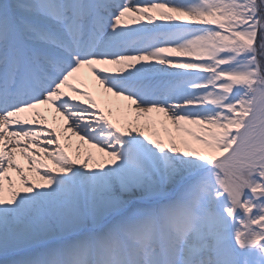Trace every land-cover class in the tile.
I'll use <instances>...</instances> for the list:
<instances>
[{
  "label": "snow or ice",
  "instance_id": "6c2138e0",
  "mask_svg": "<svg viewBox=\"0 0 264 264\" xmlns=\"http://www.w3.org/2000/svg\"><path fill=\"white\" fill-rule=\"evenodd\" d=\"M0 264H264V0H0Z\"/></svg>",
  "mask_w": 264,
  "mask_h": 264
},
{
  "label": "bare ground",
  "instance_id": "6f19581e",
  "mask_svg": "<svg viewBox=\"0 0 264 264\" xmlns=\"http://www.w3.org/2000/svg\"><path fill=\"white\" fill-rule=\"evenodd\" d=\"M163 132V131H162ZM160 135H164V133H162V134H160ZM63 142V141H62ZM70 143H72L73 144V146H75V138H72V140L70 141Z\"/></svg>",
  "mask_w": 264,
  "mask_h": 264
},
{
  "label": "rangeland",
  "instance_id": "374dc122",
  "mask_svg": "<svg viewBox=\"0 0 264 264\" xmlns=\"http://www.w3.org/2000/svg\"><path fill=\"white\" fill-rule=\"evenodd\" d=\"M163 132L162 131H160V134H162Z\"/></svg>",
  "mask_w": 264,
  "mask_h": 264
}]
</instances>
